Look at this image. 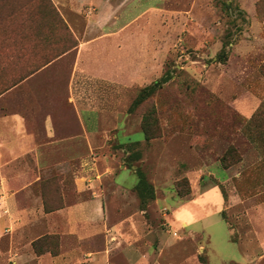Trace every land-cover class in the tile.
<instances>
[{
	"label": "rangeland",
	"instance_id": "obj_1",
	"mask_svg": "<svg viewBox=\"0 0 264 264\" xmlns=\"http://www.w3.org/2000/svg\"><path fill=\"white\" fill-rule=\"evenodd\" d=\"M90 40L115 55L109 74L80 67L86 57L80 44ZM247 66L264 76V0H0V117L23 116L30 136L28 152L11 162L0 155V264H10L11 237L22 220L11 217V206L44 211L71 204L64 196L71 195L84 163L97 165L99 173L105 164L114 169L104 178L107 189L127 169L119 178L135 186L131 199L116 202L120 215L111 222L127 232L123 221L138 220L142 253L162 264H246L247 246L258 253V228L246 215L256 203L222 212V191L212 179L201 186V168L226 156L234 165L244 160L245 120L213 81L232 77L235 84L225 86L224 94L234 96L237 81L249 85ZM162 78L132 109L140 91ZM77 111H93L100 132L108 131L99 133L92 152L80 136L59 141L82 133ZM47 116L53 139L45 135ZM123 132L127 138L117 136ZM24 169L26 178L17 176ZM138 173L152 198L138 186ZM16 176L28 186L10 198L3 182ZM248 183L235 182L243 198L253 194ZM32 195L40 201H31ZM36 225L37 218L23 219L19 229ZM45 236L50 238L43 245L58 244L59 251V237L38 239ZM96 239L100 246L102 233ZM29 240L22 234L14 242Z\"/></svg>",
	"mask_w": 264,
	"mask_h": 264
},
{
	"label": "crops",
	"instance_id": "obj_2",
	"mask_svg": "<svg viewBox=\"0 0 264 264\" xmlns=\"http://www.w3.org/2000/svg\"><path fill=\"white\" fill-rule=\"evenodd\" d=\"M80 48L81 52L86 51L85 61L79 63L81 68L85 66L87 72L98 70L105 74L111 72L115 55L111 54L107 46L97 40H90L83 45L80 44ZM250 54L252 51L246 50V56H250ZM117 59L120 60L119 54ZM105 68H107L106 71H104ZM244 69L248 75L246 82L249 85L243 88L237 81L238 88H236L237 92L234 96L233 94H224L225 86L230 87L235 84L232 77L229 79L226 76L215 77L213 83L214 89L220 90V96L223 99H228V105L245 120L246 155L240 162L241 164L226 169L222 167L219 160L205 165L201 168V186L206 187L212 179V185L220 187L224 199L222 212L246 202L256 203L246 211V215L258 228L255 232L257 233L258 253L254 254L253 247L247 246L245 255L247 256L246 264H258L261 261L264 262V76L254 67L247 66ZM242 71L241 69L240 72ZM234 79L238 80L237 76ZM77 119L82 127V133L59 141L75 139L80 136L84 139L87 150L92 152L94 148L99 147L95 140L99 133L107 136L108 131L100 132L101 119L93 111H77ZM44 123L46 137L55 138L49 116L45 118ZM117 136L127 138L125 132L121 135L119 133ZM29 138L23 116L10 114L0 117V155L10 156V162L15 160L18 158L17 155L28 152ZM54 142L55 140L51 141V143ZM242 163L245 164L242 165ZM93 165L81 164L79 174L73 183L71 195L64 196L65 202L67 198L73 200L71 204H65L64 207L50 213H44L40 206L34 209H18L14 204L11 206V217L22 220L21 222L16 221L13 231L15 234H12L11 237L10 264H162L160 257H151L150 253L141 252V245L136 241V237L140 233L137 226L138 220L131 218L123 221L129 232H123L120 223L111 222L112 217L120 215L117 213L119 207L116 202H119V199L124 201L131 199L128 192L135 186L134 182L119 178V176L127 174V169L124 168L119 172V176L112 179L111 188L107 189L104 178L113 174L114 169L105 164L102 173H99L97 165H94L95 167ZM25 170L17 176L26 178ZM93 170L97 172L95 178H92ZM221 170L222 177L218 178L220 177L218 173ZM17 176L3 182V186L9 191L10 198L15 196L14 191L19 186L21 188L28 186L26 181H20ZM243 179L249 181L248 187L250 191H253L252 196L247 198H243L241 190L235 185L236 181L242 182ZM223 188L225 191L222 190ZM32 196L31 201L37 203L40 201V197ZM124 208L128 210V205ZM28 218H37L36 229L29 228L28 231L23 227L19 229L20 226H23V219ZM100 233H102V241L98 246L99 242L96 236ZM22 234H27L30 237L29 242L16 245L14 239L19 238V235L22 236ZM46 234L59 237V252L56 255L45 253L38 256L34 253L31 244ZM162 253L161 245L159 256ZM197 262L198 264H208L207 262Z\"/></svg>",
	"mask_w": 264,
	"mask_h": 264
},
{
	"label": "trees",
	"instance_id": "obj_3",
	"mask_svg": "<svg viewBox=\"0 0 264 264\" xmlns=\"http://www.w3.org/2000/svg\"><path fill=\"white\" fill-rule=\"evenodd\" d=\"M165 80H166L165 78H162L158 82H155L154 84H152L148 87H145L143 90H141L140 94L137 96V98L133 102L132 109L137 108L142 102L147 100L152 95V93H154L157 90V88H159L161 86L160 83L165 82ZM147 121L148 120L145 117V122H143L142 132H143L145 138L148 140V139H150V135L148 134V129H147L148 127L146 124ZM219 161H220L222 167L225 169L234 165L228 161V156L222 157ZM239 161L240 160H238V162ZM244 175H245V173L243 172V176ZM138 177H139L138 186L146 188L147 191H150V198H152L153 197V193L151 191L152 189L149 185H147L144 176L141 173H138ZM237 188H238V186H237ZM139 195H140V192H139ZM55 210H58V209H44V212L50 213V212H53ZM49 238H50V236H45V237H42V238L37 239L36 241L32 242L31 246H32V249L36 255L39 256V255L45 254V253H50L51 255H56L59 252L58 251V244L56 245V249H53L51 247V245H49V246L43 245L44 241H46Z\"/></svg>",
	"mask_w": 264,
	"mask_h": 264
}]
</instances>
